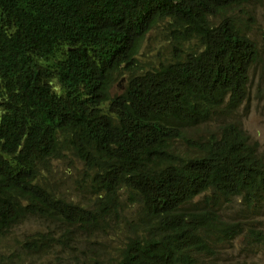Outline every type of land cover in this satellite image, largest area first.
<instances>
[{"label":"trees","instance_id":"obj_1","mask_svg":"<svg viewBox=\"0 0 264 264\" xmlns=\"http://www.w3.org/2000/svg\"><path fill=\"white\" fill-rule=\"evenodd\" d=\"M249 1L0 0V239L37 216L100 242L99 264H198L241 236L264 250V149L223 117L246 97L260 57L228 14ZM154 29L171 54L143 66ZM216 117V131L188 135ZM72 151L91 177L88 205L44 181ZM68 239L38 232L22 245Z\"/></svg>","mask_w":264,"mask_h":264},{"label":"rangeland","instance_id":"obj_2","mask_svg":"<svg viewBox=\"0 0 264 264\" xmlns=\"http://www.w3.org/2000/svg\"><path fill=\"white\" fill-rule=\"evenodd\" d=\"M228 14L234 17L242 30L254 40L260 57L251 68L246 97L235 112L224 113L223 117L234 118L241 122L245 132L260 144L261 149H264V0H250L233 7ZM167 37L160 30H152L142 43L139 63L146 66L148 60L157 63L170 56L172 47L166 41ZM125 83V76H118L110 93L122 91ZM221 120V117H216L197 127H189L187 133L194 138L208 136L211 131H216ZM177 144L182 153H193L192 148L188 147V142L179 140ZM43 172L46 185L59 196L84 205L92 202V195L86 189L91 177L75 151L67 152ZM238 208L237 202L225 205L223 210L226 216L223 219H233ZM256 225H260L264 230V210L263 214L257 217ZM38 232L48 233L57 238L67 235L69 239L66 244L59 241L60 245L53 240L51 245L42 250H30L22 245L24 239L34 237ZM246 246L241 236L227 248L218 247L215 260H204L198 264H264V250L246 249ZM106 257L100 242L91 241L89 236L81 233L78 228L58 220H47L37 216L24 219L8 235L0 239V264H88L89 262L99 264ZM95 260H98V263ZM107 262L111 261L107 260Z\"/></svg>","mask_w":264,"mask_h":264},{"label":"bare ground","instance_id":"obj_3","mask_svg":"<svg viewBox=\"0 0 264 264\" xmlns=\"http://www.w3.org/2000/svg\"><path fill=\"white\" fill-rule=\"evenodd\" d=\"M63 198V197H62ZM64 199V198H63ZM66 200V199H65ZM212 232V231H211ZM232 256V255H231ZM236 263V262H235Z\"/></svg>","mask_w":264,"mask_h":264}]
</instances>
